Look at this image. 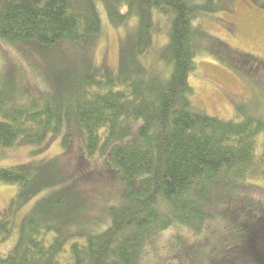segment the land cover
Here are the masks:
<instances>
[{
    "label": "trees",
    "instance_id": "obj_1",
    "mask_svg": "<svg viewBox=\"0 0 264 264\" xmlns=\"http://www.w3.org/2000/svg\"><path fill=\"white\" fill-rule=\"evenodd\" d=\"M208 1L0 0V40L43 49L83 45L77 56L85 62L88 45L101 31V4L117 27L138 21L132 40L122 41L117 72L97 76L88 66L57 70L53 62L49 73L65 81L59 92H46V98L22 94V103L16 87L0 77V152L38 145L74 127L72 119L87 155L79 158L78 172L106 156L111 167L106 172L124 188V204L106 212V230L84 233L76 227L80 215L72 217L68 203L82 181L63 176L59 163L0 168V184L19 187L0 220V244L15 235L17 240L13 250L0 254V264H143L149 238L171 231L179 237L174 244L179 248L169 252L177 264H264V216L256 204H243L247 218L233 226L237 239L218 245L219 223L227 225L236 196L242 197L238 185L264 182V99L239 107L240 120L209 116L193 106L190 76L201 51L193 22L222 6ZM155 13L168 22L161 46L151 41ZM230 54L229 68L252 76L264 90V62ZM68 141L63 136L65 150ZM181 233L195 242L184 247ZM201 237L209 241L200 245Z\"/></svg>",
    "mask_w": 264,
    "mask_h": 264
},
{
    "label": "rangeland",
    "instance_id": "obj_2",
    "mask_svg": "<svg viewBox=\"0 0 264 264\" xmlns=\"http://www.w3.org/2000/svg\"><path fill=\"white\" fill-rule=\"evenodd\" d=\"M216 1L217 3L214 4L215 0H209L208 4L222 5L219 10L215 13L206 10L203 20L193 22L194 28L197 29L195 44L201 45V51L196 60V70L190 76V84L194 91L192 102L196 109L209 116L224 120H240L239 107L243 104L246 106L259 104L264 99V90H258L259 86L252 76H245L230 69L226 59L231 56L230 51H232L243 57H256L264 62V0ZM208 8L210 9L209 5ZM99 16L101 31L99 36L88 45L87 62L83 61L80 55L77 56L85 49L83 45L43 49L41 46L31 44L12 46L0 40V77L4 79L7 77L6 80L16 87L15 92L20 93L17 97L20 103L23 102L22 94L23 97L28 96V98H46L50 96L47 93L51 94L53 90L55 92L52 94L59 92L65 81L49 73L53 62L56 63L57 70L73 66L83 68L88 66L98 71L97 76H105L107 71H118L122 41L128 37L132 40L131 33L138 26V21L132 19L127 25L117 27L109 20L102 4L99 7ZM153 24L154 32H156L152 34L151 41L153 40L156 46H161L167 40V18L155 13ZM200 31H205L207 36L201 38ZM262 82H264V76ZM74 123V120H69V124L74 127L56 136L49 135L38 145L21 144L1 151L0 168L56 161L59 163L58 169L63 176L67 174L70 180L82 181L79 182V187H73L72 195L68 200L72 217L80 215L79 220L76 219L80 225L77 224L76 227L84 233L102 232L108 226L107 210L111 207L119 208L124 204L120 199L124 188L117 180L111 178L112 174L106 172L111 168L106 156L95 157L96 159L89 161L90 164L82 166L84 171L80 169L81 172H78L79 158L83 157L81 161L85 160L87 155L84 153V139ZM63 136L69 137L68 150H65L62 145ZM238 186L243 187L242 197L236 196L237 204L231 206L226 221V224L230 225L229 229L222 221L217 229L219 233L222 231V242H218L221 247L237 239L238 227L247 218L242 214L246 211L242 210L244 203L258 205L261 209L259 214L264 216V182L248 180V183ZM18 192L17 185L0 184V220L6 215L11 201ZM39 198L28 202L21 209L18 218L23 219ZM237 224V228L233 227ZM174 234L176 233L171 231L150 237L142 255V263L144 264L147 260V264H177L169 253L173 251V248H179L174 246L178 242L175 240L179 239V237L174 238ZM226 237L228 241L225 240ZM16 240L15 235L7 242L0 244V254L6 255L13 250ZM179 241L186 247L194 243L195 239L192 238L189 243L183 235ZM208 241L209 239L201 237L200 245H205Z\"/></svg>",
    "mask_w": 264,
    "mask_h": 264
}]
</instances>
